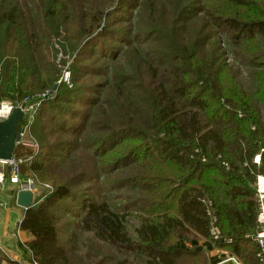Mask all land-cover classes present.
Wrapping results in <instances>:
<instances>
[{
	"label": "trees",
	"instance_id": "1",
	"mask_svg": "<svg viewBox=\"0 0 264 264\" xmlns=\"http://www.w3.org/2000/svg\"><path fill=\"white\" fill-rule=\"evenodd\" d=\"M46 93L20 167L53 188L19 222L28 264H208L176 248L201 240L258 264L264 0H0V102Z\"/></svg>",
	"mask_w": 264,
	"mask_h": 264
},
{
	"label": "built area",
	"instance_id": "2",
	"mask_svg": "<svg viewBox=\"0 0 264 264\" xmlns=\"http://www.w3.org/2000/svg\"><path fill=\"white\" fill-rule=\"evenodd\" d=\"M69 75L68 71H64L59 83L63 82L70 85ZM47 95L48 93L35 97L37 100L35 107L32 104L29 106L25 104L15 106L21 108L24 117L16 134L15 147L20 146L29 149L31 155L20 157H15L14 155L13 159L9 161L0 160V189H3V186L8 183L16 188V193H31L33 195V200L40 195V189L44 191L45 194H50L53 191L51 186L41 183L35 176H32V178H23L20 170L22 164L31 162L33 157L38 153V143L32 135L31 129L35 121V113L43 100L47 98ZM25 102H28V100ZM15 107L7 102H2L0 105V120L7 119ZM253 162L259 165V157H256ZM256 182V199L258 202L256 214L257 230L249 234L247 238L251 239L256 245V258L258 264H264V177L258 176ZM210 236L214 241H219L221 239L220 232L215 226L211 227ZM232 260L237 264L234 258H232Z\"/></svg>",
	"mask_w": 264,
	"mask_h": 264
},
{
	"label": "crops",
	"instance_id": "3",
	"mask_svg": "<svg viewBox=\"0 0 264 264\" xmlns=\"http://www.w3.org/2000/svg\"><path fill=\"white\" fill-rule=\"evenodd\" d=\"M16 194V188L8 183L0 189V255L14 264H28L24 258L26 253L19 249L18 242H28L31 237L19 230L24 209L15 204ZM251 242L254 243L252 240ZM191 246L201 248L206 254L208 264H236L231 253L217 248L212 241H193L191 245L179 241L176 244V248L181 249H188ZM0 264L9 263L0 259Z\"/></svg>",
	"mask_w": 264,
	"mask_h": 264
},
{
	"label": "water",
	"instance_id": "4",
	"mask_svg": "<svg viewBox=\"0 0 264 264\" xmlns=\"http://www.w3.org/2000/svg\"><path fill=\"white\" fill-rule=\"evenodd\" d=\"M58 84H54L51 92L56 91ZM21 108H13L7 119L0 120V160L9 161L13 159L16 144L17 131L23 120ZM15 204L25 210L33 204V195L29 192H17ZM201 248H198L200 250Z\"/></svg>",
	"mask_w": 264,
	"mask_h": 264
},
{
	"label": "rangeland",
	"instance_id": "5",
	"mask_svg": "<svg viewBox=\"0 0 264 264\" xmlns=\"http://www.w3.org/2000/svg\"><path fill=\"white\" fill-rule=\"evenodd\" d=\"M198 6H200V5H198ZM72 63L70 62V61H68L67 63H66V67H69L70 65H71ZM236 69L238 70V71H240V69H241V76L244 78V80H247V76H246V74H244V69L240 66V67H238V66H236ZM69 72V71H68ZM70 74V73H69ZM63 75V74H62ZM69 78H70V75H69ZM39 95H41V94H39ZM48 95H49V93H48ZM1 103L2 102H0V105H1ZM7 103H9V102H7ZM36 103H37V100H36V98H33L32 100H30V101H28V102H25L24 104L25 105H27V106H29L30 104H32L34 107H35V105H36ZM9 104H11V103H9ZM18 105H21V104H18ZM11 106H13V107H15V106H17V105H15V104H11ZM41 106V105H40ZM37 112V111H36ZM36 114V113H35ZM54 114H57V112H55ZM64 162V161H63ZM63 162H61V161H59V163L60 164H63ZM116 177H117V180H115L116 179ZM116 177H114L113 179H111V178H105L106 179V181H108V182H111V183H109L111 186H113L114 187V185L115 186H118V183H120L119 182V180H118V178H119V176H116ZM108 183H105V182H103V185H101V187L99 188V191H100V193H101V195H104V193L105 192H108L109 190H108V188L110 187V185L109 186H106ZM90 190H94V191H96L97 189H90ZM39 192H40V195L41 194H44V191H42L41 189L39 190ZM125 195V194H129V192L128 191H125V190H122V189H120V190H117L116 192H113V193H111V194H108L107 196L108 197H113V196H115V197H119L120 195ZM133 195V193H130V196H132ZM116 203H120V202H116ZM86 249H83V252H82V254L81 255H77V257H80V262H81V260H83V264H112V263H110L109 261H107V260H103V259H100V258H98V257H94V254H91V253H89L88 251L86 252L85 251ZM21 251H23V250H21ZM254 251H256L255 250V246H254ZM84 258H85V260H84ZM236 260V259H235ZM6 262V261H5ZM237 262V261H236ZM7 263V262H6Z\"/></svg>",
	"mask_w": 264,
	"mask_h": 264
}]
</instances>
